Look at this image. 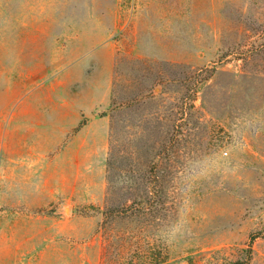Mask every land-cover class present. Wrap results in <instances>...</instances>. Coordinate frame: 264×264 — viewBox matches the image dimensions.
I'll return each mask as SVG.
<instances>
[{"label": "rangeland", "instance_id": "obj_1", "mask_svg": "<svg viewBox=\"0 0 264 264\" xmlns=\"http://www.w3.org/2000/svg\"><path fill=\"white\" fill-rule=\"evenodd\" d=\"M0 264H264V0H0Z\"/></svg>", "mask_w": 264, "mask_h": 264}, {"label": "trees", "instance_id": "obj_2", "mask_svg": "<svg viewBox=\"0 0 264 264\" xmlns=\"http://www.w3.org/2000/svg\"><path fill=\"white\" fill-rule=\"evenodd\" d=\"M83 124H84V122L83 121H81L80 123H79V125L76 127V129L75 130H79L82 126H83Z\"/></svg>", "mask_w": 264, "mask_h": 264}, {"label": "crops", "instance_id": "obj_3", "mask_svg": "<svg viewBox=\"0 0 264 264\" xmlns=\"http://www.w3.org/2000/svg\"><path fill=\"white\" fill-rule=\"evenodd\" d=\"M74 115H76V114L74 113ZM76 117H77V116H76ZM79 119H80V117L77 118V121H78ZM79 122H80V121H79Z\"/></svg>", "mask_w": 264, "mask_h": 264}]
</instances>
